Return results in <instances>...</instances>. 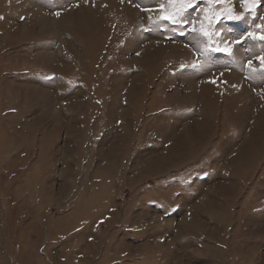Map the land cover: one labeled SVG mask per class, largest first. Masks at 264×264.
I'll list each match as a JSON object with an SVG mask.
<instances>
[{
	"label": "rangeland",
	"instance_id": "rangeland-1",
	"mask_svg": "<svg viewBox=\"0 0 264 264\" xmlns=\"http://www.w3.org/2000/svg\"><path fill=\"white\" fill-rule=\"evenodd\" d=\"M262 36L264 0H0V264H264Z\"/></svg>",
	"mask_w": 264,
	"mask_h": 264
},
{
	"label": "snow or ice",
	"instance_id": "snow-or-ice-1",
	"mask_svg": "<svg viewBox=\"0 0 264 264\" xmlns=\"http://www.w3.org/2000/svg\"><path fill=\"white\" fill-rule=\"evenodd\" d=\"M174 22V21H173ZM261 39H264V36L261 37ZM262 64H264V59H262Z\"/></svg>",
	"mask_w": 264,
	"mask_h": 264
},
{
	"label": "bare ground",
	"instance_id": "bare-ground-1",
	"mask_svg": "<svg viewBox=\"0 0 264 264\" xmlns=\"http://www.w3.org/2000/svg\"><path fill=\"white\" fill-rule=\"evenodd\" d=\"M158 169V168H157ZM35 216H37V214L35 215ZM36 226V225H35ZM29 227H30V225H29ZM25 239H26V237H25ZM86 257V256H85ZM87 261V260H86Z\"/></svg>",
	"mask_w": 264,
	"mask_h": 264
}]
</instances>
